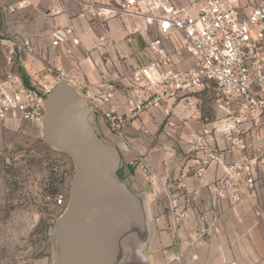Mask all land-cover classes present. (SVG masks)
Returning a JSON list of instances; mask_svg holds the SVG:
<instances>
[{"label":"built area","instance_id":"1","mask_svg":"<svg viewBox=\"0 0 264 264\" xmlns=\"http://www.w3.org/2000/svg\"><path fill=\"white\" fill-rule=\"evenodd\" d=\"M78 1L84 16H128L140 20V24L130 28L129 37L137 41L141 36L146 57H141L119 80L126 81L123 87L130 94L125 113L118 114L110 104L113 83L102 82L107 91L96 98L98 105H88L89 91L82 90L58 64L26 69L24 73L9 71L0 78V120L40 124L45 97L62 80L70 82L106 129L121 139L123 127L140 113L160 109L169 118L180 106L190 117L210 126L194 143V149L206 153L195 174L201 177L215 160L222 170L208 185L211 197L199 214L205 225L203 233H220V208L224 202L236 205L249 200L254 215L260 217L259 176L264 171V1L255 5L239 0H195L184 5L172 0H113L109 4ZM50 45L60 47L62 54L69 57L81 41L76 28L68 25L51 32ZM94 50L105 65H115L106 36L98 37ZM85 54L89 59V52ZM7 62H13L11 55ZM210 84L216 92L214 108L218 114L213 121L203 117L200 106L201 95ZM215 134L223 136L227 146H221ZM204 135L210 137L206 139ZM131 149L129 167L151 174L145 157ZM224 149L229 153L228 159ZM200 196L201 190L196 189L180 194V202L171 200L169 212L174 225L189 217V210ZM64 202L59 196L57 203Z\"/></svg>","mask_w":264,"mask_h":264},{"label":"crops","instance_id":"2","mask_svg":"<svg viewBox=\"0 0 264 264\" xmlns=\"http://www.w3.org/2000/svg\"><path fill=\"white\" fill-rule=\"evenodd\" d=\"M99 4H109L113 0H96ZM178 5L195 0H172ZM28 7L45 22L49 33V43L43 49L30 53L35 61L23 60L27 70H37L43 66L60 65L73 80L89 91L88 105H98L96 98L107 91L102 82L115 85L110 104L118 114L125 113L130 99L123 87L125 80H119L136 64L146 57V50L137 41L130 39V28L140 24L137 18L121 16L117 18L89 17L78 0H25ZM73 25L80 38L81 46L73 50L69 57L62 54L60 47L50 45L51 32L56 28ZM33 37L35 28L32 25ZM106 36L108 51L115 65H105L94 50L98 37ZM90 58H86L85 52ZM117 79V81H115ZM106 107V105H103ZM169 118L160 109H149L132 119L123 127V138L110 133L95 116L97 126L103 136L111 141L121 158L122 179L130 190L142 194L144 226L133 228L119 242L117 264H264V229L261 219L252 211L249 200L236 205L222 203L220 208L221 231L217 236L203 233L204 222L199 218L210 200L208 185L222 170L215 160L206 168L201 177L195 174L205 159L206 153L194 149L196 138L204 128L210 126L196 117H190L180 106ZM217 142L227 146V140L218 134ZM209 138V135H204ZM130 145V147L127 145ZM142 154L152 169L145 174L129 167L132 149ZM226 159L227 150H223ZM201 190L195 206L189 210V217L172 223L169 205L172 199L180 202V194Z\"/></svg>","mask_w":264,"mask_h":264},{"label":"rangeland","instance_id":"3","mask_svg":"<svg viewBox=\"0 0 264 264\" xmlns=\"http://www.w3.org/2000/svg\"><path fill=\"white\" fill-rule=\"evenodd\" d=\"M21 1L0 0V78L9 71L26 72L23 60L35 61L30 53L49 43L45 22ZM239 1L255 5L264 0ZM201 96L203 117L215 120L213 85ZM73 171L72 159L43 138L40 124L0 120V264H53L55 222L67 204ZM259 181L264 229V171ZM59 196L65 201L60 205Z\"/></svg>","mask_w":264,"mask_h":264},{"label":"water","instance_id":"4","mask_svg":"<svg viewBox=\"0 0 264 264\" xmlns=\"http://www.w3.org/2000/svg\"><path fill=\"white\" fill-rule=\"evenodd\" d=\"M138 43L143 47L141 36ZM44 109L43 138L74 163L68 201L55 222L53 264H117L121 238L144 226L143 196L122 179L118 150L70 82L52 88Z\"/></svg>","mask_w":264,"mask_h":264},{"label":"trees","instance_id":"5","mask_svg":"<svg viewBox=\"0 0 264 264\" xmlns=\"http://www.w3.org/2000/svg\"><path fill=\"white\" fill-rule=\"evenodd\" d=\"M24 70H22V73H24L23 72ZM58 153H60V154H65L64 152H61V151H59V150H56ZM65 155H67V154H65Z\"/></svg>","mask_w":264,"mask_h":264}]
</instances>
